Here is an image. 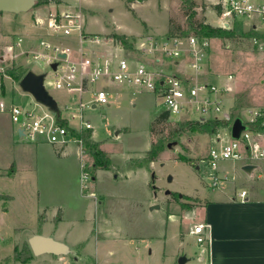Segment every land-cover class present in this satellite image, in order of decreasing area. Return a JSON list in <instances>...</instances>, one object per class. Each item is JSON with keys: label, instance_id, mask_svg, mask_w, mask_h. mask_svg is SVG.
Returning <instances> with one entry per match:
<instances>
[{"label": "rangeland", "instance_id": "rangeland-1", "mask_svg": "<svg viewBox=\"0 0 264 264\" xmlns=\"http://www.w3.org/2000/svg\"><path fill=\"white\" fill-rule=\"evenodd\" d=\"M65 1L68 9L83 7L85 32L164 34L171 20L175 28L180 27L178 33L196 35L207 51L202 78L219 87L230 86L224 95V112L247 121L248 109L256 108L249 100L263 96L264 37L258 34H264V21L258 15H239L226 24L216 6L223 0H194L193 5L185 0ZM50 8L34 5L27 12L0 15V102L5 103V110L0 107V264H179L182 255L187 256L186 264H201L196 236L189 233L194 223L202 221L201 209L194 207L203 203L201 198H214V190L221 185L236 194L247 187L230 174L217 187L211 185L208 152L219 145L218 136L223 143L230 140L229 129L219 126L211 134L201 125L182 124L177 116L152 123L167 111L160 94L127 85L117 88L114 82L101 80L92 86L107 88L109 105L85 109L94 129L83 137L90 135L100 142L111 163L107 168L96 165L88 148L84 160L91 179L84 186L83 158L76 143L68 142L63 150L46 142L31 143L20 136L8 109L15 103L35 111L48 110L21 89L20 80L7 74L11 69L45 72L47 88L59 106L75 101L74 96L53 87L54 73L45 61L8 53V44H15L19 36L31 38L28 32L36 34L30 39L37 44L35 48L42 49V38L56 40L48 35H52L46 23ZM192 14L195 25L205 22L229 28L234 36L201 37L190 26ZM252 23L262 32L254 30ZM71 44L78 46L77 41ZM126 53L139 56L130 50ZM168 143L173 145L168 147ZM172 192L186 195L185 202L193 207L183 209ZM35 232L65 242L69 253L32 254L28 239ZM15 249L21 251L18 259Z\"/></svg>", "mask_w": 264, "mask_h": 264}, {"label": "built area", "instance_id": "built-area-1", "mask_svg": "<svg viewBox=\"0 0 264 264\" xmlns=\"http://www.w3.org/2000/svg\"><path fill=\"white\" fill-rule=\"evenodd\" d=\"M239 15H258L264 21V0L221 1V18L226 24ZM80 18V8L78 11L67 9L62 13H51L47 22L55 35L70 36L73 32L78 33L79 46L76 55L71 46L54 44L46 39L40 40L42 49H25L22 37L15 44L7 46L8 53L15 57L32 56L33 59L45 61L54 73V79L50 83L55 89L74 96L75 101H67L63 107L60 106V115L49 109L35 111L15 103L8 109L12 121L22 131L20 136L29 142L61 146L70 141L76 143L83 158L82 180H86L84 186L91 179V172L87 170L84 160L88 149L83 134L94 129L91 120L85 116V109L109 105V91L105 87L92 86L101 80L132 86L139 91L157 92L164 98L169 117L177 116V120H230L231 124L227 129L231 134L234 119L231 111L223 110L224 95L230 90V86L219 87L202 78L207 51L196 35H145L129 39L132 43L130 49L113 37L86 34L82 30ZM109 42L115 48L109 56L97 54L93 50L96 45ZM129 50L138 52L139 56L127 55ZM62 54L66 56L62 57ZM173 62L185 67L183 73L169 70V65ZM52 63H57L56 69L51 67ZM228 78L231 79L232 75L229 74ZM45 85L47 87L46 79ZM0 107L5 110V103L1 101ZM63 111L67 113L64 114ZM248 112L251 116L244 121L248 129L243 130L239 138L231 137L227 143H223L218 136L219 145L210 147L207 162L213 170L211 185L214 188L229 178V175L218 173L222 161L246 160L252 163L264 159V108H250ZM252 125L254 127H250ZM239 195L244 198L247 191L242 190ZM190 232L196 236L199 247L197 258L200 263L214 264L207 253V245L210 243L208 224L204 221L196 222L191 226Z\"/></svg>", "mask_w": 264, "mask_h": 264}, {"label": "crops", "instance_id": "crops-1", "mask_svg": "<svg viewBox=\"0 0 264 264\" xmlns=\"http://www.w3.org/2000/svg\"><path fill=\"white\" fill-rule=\"evenodd\" d=\"M66 3L67 1L65 0H58V2L54 4H44V5H51L53 7V9L50 8L48 11L47 22L51 13L54 12L62 13L66 11L68 9ZM73 7L74 9H71L73 11L75 10L78 11L76 7L80 8L81 10L83 8L82 6L79 5H75V6L73 5ZM0 15L4 16V12L0 13ZM82 18H83V12H81V18H80L81 24H82ZM251 26L253 27L254 30L259 31L256 23H252ZM50 30L52 31V29ZM114 32L119 34H125L129 39L131 38L137 39L145 35H155L159 37L169 36L168 34L166 35V33H168V29L164 34L150 33L146 31L141 33L138 32L134 34V33L118 32L113 30L104 34L101 33L99 35L111 38V34ZM85 33L96 34L92 32H85ZM48 35L55 37L56 40L55 41L53 40L54 44H58V45L63 44V45L71 46L73 48L74 55H76L77 48L79 46L78 34L75 35V37L73 38L66 37L65 39L60 38L65 36L59 34L55 35L53 34V32L52 35H50V33L48 32ZM28 36H30L33 39L35 38L33 36H36V34H31V32L30 33L28 32ZM30 39L28 38L27 40H25L23 38V46L25 49H30V47L33 45H34L33 48H35V45H37L36 43L34 44V42ZM72 40L77 41L78 46H74L73 44H71ZM93 50L97 54L109 56L115 51V48L109 42V43H101L99 45H96L95 47H93ZM254 60L258 61L259 57L256 55L254 57ZM174 67L178 68L179 69L178 71L180 72H182L185 68L180 63L174 64L173 62L169 65V70L176 72V70L173 69ZM260 76H261L260 82L264 83V78L262 77L261 74ZM204 79H207V77H205ZM114 86L118 88L119 86L122 87L123 85L115 83ZM63 92L69 94L66 91ZM263 96H264V92H263ZM263 96L260 95L258 96L259 98L256 97L254 100L251 99L249 100V103L253 102L254 103L253 105H255L256 108H264ZM118 132L119 131H117L116 133ZM34 144H38V143H34ZM59 146L61 147L62 150L65 147V145L64 146L59 145ZM247 165H254V168L249 173L244 169ZM218 173L220 175L230 174L232 175V177H234L233 180L240 178L243 184L246 183L248 188L244 187L243 190L247 191V195L244 198H242L240 197L239 193L236 194L234 191H232L231 188L227 187L226 185H221L219 188L214 190L217 192L214 198H205V199L201 198L203 200V203L194 207L201 209L202 221L208 224V236L210 238V243L207 245V253L210 255L214 264H264V159L252 163L247 162L246 160L222 161L220 163ZM35 233H41V232H35ZM189 233L191 234L190 229H189ZM32 235L33 234H31V236ZM45 235L54 237L52 234H45ZM194 257H196V255Z\"/></svg>", "mask_w": 264, "mask_h": 264}, {"label": "water", "instance_id": "water-1", "mask_svg": "<svg viewBox=\"0 0 264 264\" xmlns=\"http://www.w3.org/2000/svg\"><path fill=\"white\" fill-rule=\"evenodd\" d=\"M36 0H0V12H12L21 13L27 12L32 7H34ZM65 57V54L61 55ZM51 67L56 69L57 63H52ZM45 72H37L35 70H29L20 79L19 86L24 91L30 93L33 98L40 104L46 106L49 110L60 115V106L55 99V97L49 92L45 85L46 79ZM248 129L243 119L238 116L234 119L231 127V137L239 138L243 130ZM19 134L22 135V131L19 130ZM174 144L176 142H173ZM173 143H168V147H171ZM199 166H197L198 168ZM254 168V165H247L244 169L248 173ZM172 175L168 176V181H172ZM167 194L170 193L169 190L166 191ZM153 207H157L154 205ZM28 243L34 255L41 254H52V255H62L67 254L70 251V247L63 241L57 240L52 236L43 234H34L28 239ZM187 256L182 255L178 259L179 264H186Z\"/></svg>", "mask_w": 264, "mask_h": 264}, {"label": "trees", "instance_id": "trees-1", "mask_svg": "<svg viewBox=\"0 0 264 264\" xmlns=\"http://www.w3.org/2000/svg\"><path fill=\"white\" fill-rule=\"evenodd\" d=\"M51 1H58V0H36L35 6H40V5H44V4H49V2ZM128 2H134V1H140L143 2L145 0H127ZM188 1L190 5L194 4V0H185L183 2ZM218 8V11L221 12V5H216ZM1 13V12H0ZM193 15H190L191 19H190V26L196 28V32L201 35V37L203 36H218V37H227V38H231L234 36V31L232 29L229 28H224V27H215L209 23H205V22H200L199 24L195 25V23L192 21ZM173 22H171L170 20V26L168 29V35L169 36H175V35H180V36H187L184 33H178L176 31L175 26H173ZM179 26V25H178ZM259 37H264V34H258ZM111 37H113L115 40L117 41H121L125 47L127 48H132V43L129 41V38L125 35V34H119V33H112ZM27 70H21V71H17L16 69H11L7 71V74L12 76L15 80H20L25 74H26ZM239 114H232V119H235L236 117H238ZM169 117V114L167 111L162 112L160 115H158L153 122H159V121H164L165 119H167ZM66 123V122H65ZM151 123V124H152ZM182 124H187V125H201L205 131L211 133V134H215L217 132V129L219 126H224L226 128L230 127L231 121L230 120H221V119H209L206 121H194V120H184L181 122ZM257 127H259V124L256 125ZM250 127H254L253 125ZM88 132V131H86ZM85 132V134H86ZM85 139V143L87 146V149H90V153L93 156L94 162L96 165H101L103 168H107L109 167L110 163H111V159L109 157V155L107 154L106 151H104L103 149H101L99 147L100 142L95 141L93 139H91L90 135H86L84 136ZM158 150H160V147L157 148L155 151L157 152ZM150 152H152V150H150ZM186 196V195H184ZM187 197V196H186ZM184 208H189L191 209L193 207V203H187L184 202L183 204ZM30 246V245H29ZM31 249V248H30ZM32 251V250H31ZM21 251L18 249H15L14 251V258L18 259L20 257ZM33 254V252H32ZM31 257V256H30Z\"/></svg>", "mask_w": 264, "mask_h": 264}, {"label": "flooded vegetation", "instance_id": "flooded-vegetation-1", "mask_svg": "<svg viewBox=\"0 0 264 264\" xmlns=\"http://www.w3.org/2000/svg\"><path fill=\"white\" fill-rule=\"evenodd\" d=\"M168 189H166V191H167ZM170 191V190H169ZM170 193H171V191H170ZM169 193V194H170ZM172 194L173 195H176L177 197H176V199H175V201L176 202H178L180 205H181V207L184 209V207H183V203L185 202V196L183 195V194H179L178 192H172Z\"/></svg>", "mask_w": 264, "mask_h": 264}]
</instances>
